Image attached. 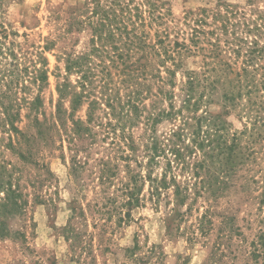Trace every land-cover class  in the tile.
Returning <instances> with one entry per match:
<instances>
[{
    "label": "trees",
    "instance_id": "16d2710c",
    "mask_svg": "<svg viewBox=\"0 0 264 264\" xmlns=\"http://www.w3.org/2000/svg\"><path fill=\"white\" fill-rule=\"evenodd\" d=\"M132 3L90 0L84 22H74L90 29V48L65 60L66 73L78 77V92H67L66 83L57 87L60 102L50 120H38V97L23 102L33 113L28 125L31 133H23L15 125L19 114L14 109L21 105L12 101L15 83L10 77L15 82L19 77L14 72L16 60L8 63L12 70L0 69L1 78L9 77L4 92L0 85V128L9 134L7 149L16 152L17 148L19 160L39 170L46 167L38 159L41 150L49 154L60 151L70 182L81 180L79 189L88 188L97 196L85 208H92L104 222L115 217L117 225L126 224L132 211L147 200L156 210L164 207L170 232L198 199L208 205L207 200H215L243 167L264 162V9L250 5L244 11L218 2L213 10L185 13L182 23L188 31L177 29L171 36L174 30H168L161 2ZM145 13L149 25H165L154 32L152 42L138 29L144 30ZM179 37L180 42L175 40ZM2 46L0 43V56L5 57ZM44 61L40 58V69L34 67L35 62L31 70L24 67L30 84L46 83ZM154 84L156 91L152 92ZM218 88H222L220 96ZM243 96L246 102H241ZM65 98H69L67 107L61 102ZM148 100L153 102L146 106ZM213 105L220 108L218 113L209 110ZM83 106L84 119H75ZM232 118L245 119L241 131L232 130ZM162 122L174 126L166 138L156 134V126ZM141 125L145 134L136 140L133 130ZM64 149L70 153L67 163ZM98 154L102 156L97 158ZM246 171H250L248 167ZM256 172L261 181L245 176L243 187L250 192L251 184L259 183V204L264 206V170ZM5 173L0 164V179ZM46 182L50 180L40 175L35 186L40 189ZM0 192L2 236L4 213L19 211L22 205L10 187ZM204 211L198 222L201 230L208 208ZM79 212L83 213L82 208ZM205 229L201 234L205 235ZM257 240L264 252L263 236Z\"/></svg>",
    "mask_w": 264,
    "mask_h": 264
},
{
    "label": "rangeland",
    "instance_id": "374dc122",
    "mask_svg": "<svg viewBox=\"0 0 264 264\" xmlns=\"http://www.w3.org/2000/svg\"><path fill=\"white\" fill-rule=\"evenodd\" d=\"M158 1L162 4L161 12L167 14L168 30H174L170 31L171 36L177 29L188 31L182 23L185 13L213 10L218 2L236 5L244 11H248L250 5L264 9V0ZM137 3L139 0H133L130 5ZM87 6H90V0H0V43H3L2 51L6 55L0 56V69L12 70L8 63L16 60L17 67L13 69L19 77L16 82L14 76L10 77L13 85L15 83L11 96L13 102L21 105L14 109L19 114L15 125L21 132H32L28 125L33 113L23 102H32L38 97L41 102L38 120H50L57 102H60L57 87L66 83L67 92H78V77L73 72L66 73L65 60L90 48V29L85 24H74L84 22ZM144 16V30L138 29L152 42L154 32L163 30L165 25L154 22L149 25L147 14ZM175 40L181 41L180 37ZM10 53L15 55L14 59ZM40 58L45 60L47 81L45 84H30L23 69L28 66L31 70L32 62L36 63V69H40ZM2 76L0 74V85L4 92L9 77ZM179 78L177 75L176 80ZM155 89L154 84L152 92ZM218 89L220 96L222 88ZM61 102H65L67 107L69 98ZM149 102L153 100L146 101V106ZM241 102H246V97L243 96ZM209 110L218 113L220 108L213 105ZM85 112L86 107L83 106L74 118L83 120ZM242 119L229 120L232 130H242L245 121ZM173 127L162 122L156 126V134L159 138H166ZM143 128L141 125L133 130L136 140L145 134ZM8 139L9 134L0 128V164L7 170L0 179L4 188L0 191L10 187L18 194L16 202L22 206L19 211H6L2 217L0 264H264V252L259 249L257 240L261 235L264 238V206L259 204V183L251 184L250 192L243 187L245 176L252 175L257 182L261 181V174L256 171L259 168L264 170L263 161L256 167L255 164L243 167L229 181L227 189L215 200H207L208 205L198 199L183 222L169 232L164 207L156 210L147 200H144L143 207L132 211L126 224L117 225L115 217L104 222L105 219L94 213L92 208H85L86 204L93 205L97 196L88 188L79 189L81 180L70 182L67 167L59 159L60 151L53 150L49 154L45 149L41 150L38 159L46 167L39 170L35 165L19 160L17 148L16 152L7 149ZM64 156L67 163L70 153L66 149ZM100 156L98 154L97 158ZM247 167L250 171H246ZM45 170L52 175L48 176ZM40 175L50 182L37 189L35 184ZM0 198H3L1 192ZM205 208H208V213L204 220V228L207 229L204 235L201 234L204 228L199 229L198 222ZM254 249L257 252L252 257L250 254Z\"/></svg>",
    "mask_w": 264,
    "mask_h": 264
}]
</instances>
